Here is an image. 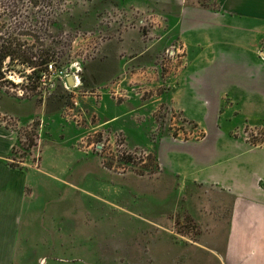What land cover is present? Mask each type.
I'll list each match as a JSON object with an SVG mask.
<instances>
[{
    "label": "rangeland",
    "instance_id": "rangeland-1",
    "mask_svg": "<svg viewBox=\"0 0 264 264\" xmlns=\"http://www.w3.org/2000/svg\"><path fill=\"white\" fill-rule=\"evenodd\" d=\"M191 1L208 7L216 2ZM124 12L117 0H0L5 40L56 44L51 62L57 68L81 66L80 85L70 91L53 76L40 84L31 70L15 65L0 82V108L10 112L0 111V125L17 133L15 162L43 172L34 189L36 209L22 222L17 264H220L215 254L225 241L224 197L212 187L181 183L156 157L161 135L178 143L204 139L196 125L160 104L164 84L151 88V71L164 79L181 55L176 48L165 43L153 62L144 63L142 100L151 103L144 140L105 124L108 98L119 103L130 94L118 90V78L106 83L90 75V67L103 70L102 51L111 39L140 40L145 48L164 32L155 25L165 15ZM23 28L29 35L18 34ZM245 134L250 143L264 140V128L247 125Z\"/></svg>",
    "mask_w": 264,
    "mask_h": 264
},
{
    "label": "crops",
    "instance_id": "crops-1",
    "mask_svg": "<svg viewBox=\"0 0 264 264\" xmlns=\"http://www.w3.org/2000/svg\"><path fill=\"white\" fill-rule=\"evenodd\" d=\"M117 1L126 14L165 15L155 25L164 32L145 48L140 40L111 39L102 51L103 70L90 67V75L106 83L118 78V90L130 94L119 103L108 98L105 124L144 140L145 108L151 104L142 100L144 63L153 62L165 43L176 48L181 55L164 79L151 71L156 78L151 88L164 84L166 100L160 104L196 125L204 139L178 143L161 135L158 165L183 184L221 192L228 219L220 255L215 250L220 264H264V140L250 143L245 134L247 125L264 128V0H216L214 7L191 0ZM133 90L138 94L132 95ZM17 139L15 131L0 125V264L18 262L22 222L36 209L34 189L43 177L41 167L10 166Z\"/></svg>",
    "mask_w": 264,
    "mask_h": 264
},
{
    "label": "trees",
    "instance_id": "trees-1",
    "mask_svg": "<svg viewBox=\"0 0 264 264\" xmlns=\"http://www.w3.org/2000/svg\"><path fill=\"white\" fill-rule=\"evenodd\" d=\"M24 26L25 23H21ZM4 27H0V32ZM24 29V28H23ZM26 29L19 32V35H29ZM5 35L7 33H4ZM1 36V35H0ZM56 44L39 45L38 47L27 46L25 42L19 40H5L4 37H0V82L6 81V76L9 75L14 69L13 66L23 68V72L31 70V76L34 75L37 82H39L41 73L44 72L46 64L52 61L53 55L56 53ZM30 77V75H26ZM30 144L33 143V139L28 137ZM18 139L16 146L18 145ZM16 146L12 150L13 157H15ZM11 167H17L14 164H10Z\"/></svg>",
    "mask_w": 264,
    "mask_h": 264
},
{
    "label": "built area",
    "instance_id": "built-area-1",
    "mask_svg": "<svg viewBox=\"0 0 264 264\" xmlns=\"http://www.w3.org/2000/svg\"><path fill=\"white\" fill-rule=\"evenodd\" d=\"M262 47H264V42L262 43ZM80 72L81 66L77 62L60 68H57L53 62H49L48 64H46L44 72L41 73L40 84L41 82L44 84L45 80L53 76L61 82L65 90H74L77 89L80 85ZM68 77H72L74 81L73 86H68L66 82V79ZM14 163H19V161L15 162L14 160Z\"/></svg>",
    "mask_w": 264,
    "mask_h": 264
},
{
    "label": "water",
    "instance_id": "water-1",
    "mask_svg": "<svg viewBox=\"0 0 264 264\" xmlns=\"http://www.w3.org/2000/svg\"><path fill=\"white\" fill-rule=\"evenodd\" d=\"M66 82H67L68 86H73L74 85V81H73L72 77H68L66 79Z\"/></svg>",
    "mask_w": 264,
    "mask_h": 264
}]
</instances>
